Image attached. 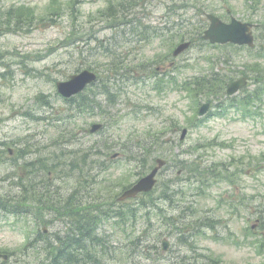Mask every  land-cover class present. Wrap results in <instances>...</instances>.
I'll return each mask as SVG.
<instances>
[{
  "label": "rangeland",
  "instance_id": "1",
  "mask_svg": "<svg viewBox=\"0 0 264 264\" xmlns=\"http://www.w3.org/2000/svg\"><path fill=\"white\" fill-rule=\"evenodd\" d=\"M113 1L0 0V252L10 254L0 264H42L47 250L27 247L30 239L71 223L65 206L56 215L40 209L39 180L50 190L46 205L84 198L86 218L103 219L92 247L101 264H264V0H134L151 32L107 56L99 44L114 19L100 11L117 15ZM210 12L257 24L256 47L204 40ZM184 33L193 45L174 56ZM85 68L115 103L97 95L86 113L69 111L57 82ZM168 68L182 85L165 81ZM209 74L223 80L193 86ZM242 76L248 85L228 98L227 83ZM206 101L211 112L201 117ZM95 122L104 126L92 133ZM158 158L167 164L153 193L119 201ZM223 161L233 175L208 171ZM14 204L31 214L17 217L7 209ZM119 209L127 214L117 224Z\"/></svg>",
  "mask_w": 264,
  "mask_h": 264
},
{
  "label": "trees",
  "instance_id": "2",
  "mask_svg": "<svg viewBox=\"0 0 264 264\" xmlns=\"http://www.w3.org/2000/svg\"><path fill=\"white\" fill-rule=\"evenodd\" d=\"M142 24H144V23L142 22ZM143 27H144V25H141V23L133 26L132 31L134 32V36H135L136 32L147 31L146 28H143ZM121 30H123V32H122L123 35L127 33L124 28ZM139 37H141V36H139ZM123 60H124V58H123ZM123 69L130 70L129 67H125V66H123ZM221 79L222 78L220 76L219 77L216 76V74H214V75H203V76L198 78L197 83H195L193 86L206 87V85H208V83H212L213 81L221 80ZM170 81L171 80H169V82ZM261 81H262V79L259 82H261ZM155 87L158 89L159 84ZM262 88H264V86ZM253 96H257V91L255 94H253ZM85 97H87V96H85L84 94H81L77 99L75 98L72 100L73 104L77 102L78 105L81 106L79 108V113H82V112L85 113L87 111L86 108L88 109L89 107H91L92 103H95L94 100H88ZM69 119L70 120H76V117H75V115H71V116H69ZM86 155H88V153L84 154V157ZM138 155H142V154L138 153ZM74 160H76V159H74ZM72 162L70 163L71 166H72ZM73 166L76 167V165H74V164H73ZM216 166H220V167H216ZM216 166L215 165L211 166V168H209L208 171L209 172H217L218 174L221 173V174L233 175L231 165L227 164V162L218 163V164H216ZM77 168H78V166H77ZM147 195H150V194H147ZM73 205H75V204H72V206ZM142 205H144V202H142ZM72 206H70L71 211H74V213L80 212V210H76ZM7 209H9L17 217L26 215V214H24V212H22V208H21L20 204H18V205L14 204L12 206H7ZM122 210L123 209L114 210L116 212L117 211L119 212L117 214V217H120V219H119V222H117V224H120L124 220V216L127 214V212L124 213V212H122ZM98 211L104 212L101 209H99ZM97 215H99V214H97ZM97 215L94 216L93 218L89 219V220L84 215V220L86 222V223H84V244L81 243L80 239L73 236V241H72L73 243L71 242V244H69L67 247H49V246L45 247V249L47 250V258H46L45 262H42V264H99V260L97 259V257H94L95 254L93 253V250H92V247L93 246L96 247L98 241H101V239L99 238V236L97 234V231H98L99 223L103 219H101ZM79 237L81 238V236H79ZM93 244H96V245H93ZM83 256H84V258H83ZM46 262H48V263H46Z\"/></svg>",
  "mask_w": 264,
  "mask_h": 264
},
{
  "label": "water",
  "instance_id": "3",
  "mask_svg": "<svg viewBox=\"0 0 264 264\" xmlns=\"http://www.w3.org/2000/svg\"><path fill=\"white\" fill-rule=\"evenodd\" d=\"M212 19V24L210 28L205 33V38L210 39L212 42L226 43L229 41L238 42V43H246L248 42L250 45H254L253 36L247 31L249 27L247 24H244L236 19L233 20L231 24L224 23L219 18L210 15ZM189 46V43L181 44L175 53H179L186 49ZM96 79V74L92 71L85 70L80 74H76L71 76V79L68 81H63L58 83L59 91L65 96H71L75 93L83 90L87 84L91 83ZM247 83L246 79L234 81L230 84L228 88V93L233 94L237 92L243 85ZM210 104L205 103L200 109V115H204L208 109ZM101 127V124H94L92 127V131H96ZM186 129L183 131V137L186 134ZM158 165L146 176L142 177L135 185L131 188L127 189L121 199L124 200L129 197H135L139 193L149 192L154 189L157 183V174L160 168L165 164V160L158 159ZM168 243L165 240L164 249H167ZM4 257L7 258L8 255L4 254Z\"/></svg>",
  "mask_w": 264,
  "mask_h": 264
},
{
  "label": "flooded vegetation",
  "instance_id": "4",
  "mask_svg": "<svg viewBox=\"0 0 264 264\" xmlns=\"http://www.w3.org/2000/svg\"><path fill=\"white\" fill-rule=\"evenodd\" d=\"M183 1H190V0H183ZM198 0H196L197 2ZM122 0H119V3L117 5V12H118V16L120 17V7H121V14L123 15V19L125 21H137V20H141L143 19V16H146L145 13H142L143 11V5L144 4H140L141 2H138L140 5L137 7L136 6V2L134 0H124V3L121 4ZM101 13V11H100ZM199 34V33H198ZM105 41V40H104ZM117 40L114 41V43H116ZM133 42L131 43H127L126 45H131ZM131 48V46H130ZM129 48V49H130ZM168 59V57L166 58V60ZM172 63L174 64L175 61H172ZM44 181L39 180L37 181V187L40 188L38 191H41V189H44L45 193L41 195V193L39 194L38 197V203H40L39 207L40 209H47L46 213H51L52 215H56L55 212L57 211H62L64 210V206L69 209V204H75L74 206H78L79 204H76L74 201L70 202V200H68L64 205H62L59 208H56L55 206H53L54 204L51 202L49 205H46L43 201V198L41 197H46L47 193L50 192V190L46 187H42ZM83 196V195H82ZM83 200L79 206L84 205L83 204ZM71 216H69L70 218ZM71 223L68 225V227H64L63 229L58 228V230H56V233L54 234L53 237H51V239L54 241L53 245H69L71 244V242L73 241V236L80 239L81 243L84 244V206H81L80 208V212H75L73 214V216L71 217ZM46 231V229H45ZM81 236V238L79 237ZM38 242L42 241V238L39 236V238H37ZM73 243V242H72ZM39 245H41V243H38Z\"/></svg>",
  "mask_w": 264,
  "mask_h": 264
}]
</instances>
